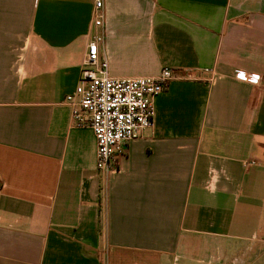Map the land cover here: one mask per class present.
I'll list each match as a JSON object with an SVG mask.
<instances>
[{
  "label": "crops",
  "instance_id": "obj_1",
  "mask_svg": "<svg viewBox=\"0 0 264 264\" xmlns=\"http://www.w3.org/2000/svg\"><path fill=\"white\" fill-rule=\"evenodd\" d=\"M94 8L0 0V264H264V0ZM99 33L110 76L183 75L109 175L65 103Z\"/></svg>",
  "mask_w": 264,
  "mask_h": 264
},
{
  "label": "built area",
  "instance_id": "obj_2",
  "mask_svg": "<svg viewBox=\"0 0 264 264\" xmlns=\"http://www.w3.org/2000/svg\"><path fill=\"white\" fill-rule=\"evenodd\" d=\"M104 25L103 0H95L94 26ZM104 34L94 35L82 64L79 83L66 97L71 116L78 126H89L97 142V169L106 175L119 172L117 158L126 154V145L154 128L155 98L173 80L183 75L164 68L157 77L116 78L109 75L107 58L100 55ZM237 80L260 85L262 77L244 71ZM248 162L247 165H255Z\"/></svg>",
  "mask_w": 264,
  "mask_h": 264
}]
</instances>
